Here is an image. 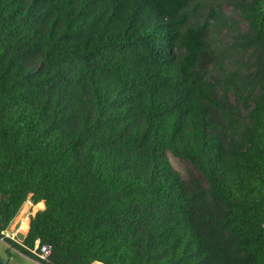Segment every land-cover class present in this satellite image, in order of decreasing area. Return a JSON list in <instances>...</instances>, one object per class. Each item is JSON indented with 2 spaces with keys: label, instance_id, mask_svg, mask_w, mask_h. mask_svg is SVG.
I'll list each match as a JSON object with an SVG mask.
<instances>
[{
  "label": "trees",
  "instance_id": "1",
  "mask_svg": "<svg viewBox=\"0 0 264 264\" xmlns=\"http://www.w3.org/2000/svg\"><path fill=\"white\" fill-rule=\"evenodd\" d=\"M1 236L46 264H264V0H0Z\"/></svg>",
  "mask_w": 264,
  "mask_h": 264
},
{
  "label": "rangeland",
  "instance_id": "2",
  "mask_svg": "<svg viewBox=\"0 0 264 264\" xmlns=\"http://www.w3.org/2000/svg\"><path fill=\"white\" fill-rule=\"evenodd\" d=\"M245 25V24H244ZM167 158L171 165L183 176L186 177L187 174L189 173V170L191 169L190 165L183 160L175 157L173 154L170 152L167 153ZM32 202L27 199L15 215V217L12 219L8 227L2 231L3 236H13L15 239L16 237L14 236V233L17 234L19 233H26L27 228L26 227H21L22 221L25 220L27 226H28V219L31 215H33L39 208L35 206L36 204H31ZM25 208V209H24ZM42 208V207H41ZM40 208V209H41ZM23 224V223H22ZM26 228V229H25ZM21 240V239H20ZM27 259L32 260L29 256H26Z\"/></svg>",
  "mask_w": 264,
  "mask_h": 264
},
{
  "label": "crops",
  "instance_id": "3",
  "mask_svg": "<svg viewBox=\"0 0 264 264\" xmlns=\"http://www.w3.org/2000/svg\"><path fill=\"white\" fill-rule=\"evenodd\" d=\"M26 256L29 255L15 249L5 239L0 238V264H40L36 257L29 256L32 259L29 260Z\"/></svg>",
  "mask_w": 264,
  "mask_h": 264
},
{
  "label": "built area",
  "instance_id": "4",
  "mask_svg": "<svg viewBox=\"0 0 264 264\" xmlns=\"http://www.w3.org/2000/svg\"><path fill=\"white\" fill-rule=\"evenodd\" d=\"M16 239L11 236L12 239L18 240L16 233H14ZM32 253H34L38 259L43 260L44 264H46L48 255L50 253V246L47 244H40L39 239H36L35 245L32 248H28Z\"/></svg>",
  "mask_w": 264,
  "mask_h": 264
},
{
  "label": "clouds",
  "instance_id": "5",
  "mask_svg": "<svg viewBox=\"0 0 264 264\" xmlns=\"http://www.w3.org/2000/svg\"><path fill=\"white\" fill-rule=\"evenodd\" d=\"M31 204H33V203H31ZM26 234V233H25ZM17 235V237H18V234H16ZM8 237H10V236H8ZM1 239L3 238L2 236L0 237ZM11 238V237H10ZM12 239V238H11ZM21 238H19L18 237V240L16 241V240H14V239H12V240H14V241H16V242H18V243H20L23 239H21ZM27 249H28V247H26ZM29 250V249H28ZM30 251V250H29ZM31 252V251H30ZM32 253V252H31ZM34 256H36L34 253H32ZM40 261V260H39ZM100 262H98L97 264H99ZM40 264H44L42 261H40ZM102 264V263H101Z\"/></svg>",
  "mask_w": 264,
  "mask_h": 264
},
{
  "label": "bare ground",
  "instance_id": "6",
  "mask_svg": "<svg viewBox=\"0 0 264 264\" xmlns=\"http://www.w3.org/2000/svg\"><path fill=\"white\" fill-rule=\"evenodd\" d=\"M39 204H40V203H36V205H35V206H37V207H38V206H39ZM24 209H25V208H24ZM22 223H23V224H22ZM22 223H21V227H20V228H22V227H26V228H27V224H26L25 220H24V221H22ZM26 228H25V229H26Z\"/></svg>",
  "mask_w": 264,
  "mask_h": 264
},
{
  "label": "water",
  "instance_id": "7",
  "mask_svg": "<svg viewBox=\"0 0 264 264\" xmlns=\"http://www.w3.org/2000/svg\"><path fill=\"white\" fill-rule=\"evenodd\" d=\"M24 236H25V234H24V233H19V234H18V237H19V238H21V239H23V238H24Z\"/></svg>",
  "mask_w": 264,
  "mask_h": 264
}]
</instances>
